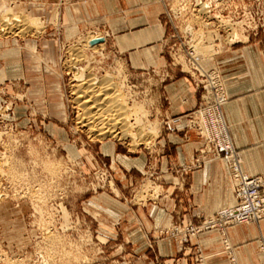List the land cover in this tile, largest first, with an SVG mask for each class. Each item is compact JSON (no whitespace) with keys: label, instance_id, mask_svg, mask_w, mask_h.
<instances>
[{"label":"rangeland","instance_id":"1","mask_svg":"<svg viewBox=\"0 0 264 264\" xmlns=\"http://www.w3.org/2000/svg\"><path fill=\"white\" fill-rule=\"evenodd\" d=\"M160 2L161 20L167 29L161 40L166 63L134 71L110 43L83 48L92 35L106 38L97 27L67 35L59 7L40 16L19 0H0V13L18 10L40 18L35 21L39 29L26 35L0 34V264H141L139 254L125 245L122 206L127 199L131 205L157 199L165 194V184L177 176V172H161L151 163L155 157L161 162L167 155L162 151L168 146L169 133L164 127L169 105L166 89L185 77L191 92L195 91L190 74L172 66L171 45L182 44L184 36L192 37L193 50L195 46L201 50L197 59L203 69L207 68L205 60L219 68L216 56L221 47L250 42L264 45V0ZM41 20L45 24L39 26L36 22ZM46 35L56 42L57 62L52 67L42 65V55L27 59L25 54L29 38L44 39ZM14 38L20 39L22 48H15ZM5 40L10 41L9 46H4ZM199 40L204 41L203 46ZM78 47L86 55L75 65ZM20 57L31 65L26 61L22 68ZM166 66L172 70L168 78L162 75ZM82 72L99 77L112 73L120 91L137 105L139 128L155 124L156 133L133 144L131 138L97 137L86 130L76 100V75ZM196 94L200 97L201 92ZM200 102L187 111V118ZM197 137L191 130L186 140ZM208 158L213 156L208 154ZM138 159L147 160V165L139 167ZM177 177L174 179L180 183ZM205 217L200 222L189 221L201 225ZM189 221L160 228L158 236L179 240L172 230ZM190 241L182 244L187 246ZM201 260V256L196 258V264Z\"/></svg>","mask_w":264,"mask_h":264},{"label":"crops","instance_id":"2","mask_svg":"<svg viewBox=\"0 0 264 264\" xmlns=\"http://www.w3.org/2000/svg\"><path fill=\"white\" fill-rule=\"evenodd\" d=\"M19 1L40 16H47L55 6L59 7L67 35L97 27L104 32L105 43L124 55L134 71L166 63L161 40L167 29L161 20L163 4L160 0ZM29 40L28 47L24 46L27 59L37 53L44 59L42 65L56 64L53 38L46 35L44 39ZM11 41L15 48H22L20 39ZM9 42L3 41L4 46H9ZM220 49L216 65L229 96L223 111L231 140L240 151L241 171L264 178V45L250 42ZM18 61L23 68L27 60L20 57ZM27 65H31L30 61ZM165 68V72H172L169 66ZM175 84L166 89L169 100L166 113L178 121V130L167 134L168 146L162 147L167 154L165 159L158 162L155 157L151 163L161 172L168 169L172 174L177 172L174 175L180 177L181 182L175 181L177 176H173V182L165 184V194L147 203L131 205L127 199L121 214L122 222L127 225L122 233L125 245L139 254L141 264H196L195 259L200 256L201 264H231L230 251L239 264H259L263 260L259 240L264 235V218L227 227L230 251L225 246L224 236L217 230L199 234L187 246L175 238L158 236L160 228L180 220L200 222L203 217L235 203L236 198L232 173L222 158L207 157L199 165L195 164L203 143L198 137L186 140L190 131H186L185 122L187 111L198 105L200 97L196 90L191 92L185 77ZM138 161L139 167L147 165V160Z\"/></svg>","mask_w":264,"mask_h":264},{"label":"built area","instance_id":"3","mask_svg":"<svg viewBox=\"0 0 264 264\" xmlns=\"http://www.w3.org/2000/svg\"><path fill=\"white\" fill-rule=\"evenodd\" d=\"M183 38L182 44L177 42L178 45L175 43L170 47L171 64L174 67H180L182 72L190 74L195 90L201 92L202 102L188 115L185 123L187 131H195L204 143L203 148L199 150V155L203 154V156L198 155L196 162L199 163L201 158L208 157V154H211L213 158L224 159L233 176L237 200L235 206L222 208L213 216L205 217L201 225L190 221L176 225L171 232L172 235H175L182 243H187L205 230L217 229L226 236V229L231 225L251 223L264 218V178L247 175L241 171L240 151L231 140L230 127L223 111L229 96L220 69H203L193 50V38L190 36ZM162 75L165 78L170 76V74L166 75V72ZM177 126L178 121L175 118L164 119V127L167 131H177ZM225 244L227 248V245L229 246L227 236ZM259 248L264 252V236L260 239ZM231 262L238 264L234 257L231 258ZM260 264H264V259Z\"/></svg>","mask_w":264,"mask_h":264},{"label":"bare ground","instance_id":"4","mask_svg":"<svg viewBox=\"0 0 264 264\" xmlns=\"http://www.w3.org/2000/svg\"><path fill=\"white\" fill-rule=\"evenodd\" d=\"M8 11H10V9H8ZM12 12L10 11V12H5V13H0V34L18 35L20 33L22 35L25 33H29V31H32L33 29H35V27L39 29L37 24H35L36 20H40L39 17L32 16L31 14H26L25 12H19L18 10L14 11L13 13ZM36 23H38L39 26L45 24L43 21L36 22ZM200 37H203V36H200ZM101 38H103L104 40L96 41L97 39H101ZM105 41H106V38L104 37L92 35L91 38L87 40L86 44L83 45L84 46L83 48L92 49V48H96L97 46H99V44L103 46V44H105L104 43ZM200 42L201 41L199 40V43ZM203 42L204 41L201 42L202 46H203ZM197 47L196 46L194 47L196 57L200 55V51H201V50L197 51L199 50V48ZM83 48L78 47L76 49V52H74L76 53V55H74L75 59L73 58L74 60V63L72 62L73 64L76 65L78 61L81 59L80 57L86 55V53H84L85 51ZM201 57L203 56L201 55ZM204 64H206L207 68L208 67L212 68L211 63H209L208 60L207 61L205 60ZM111 74L112 73H108L102 77H99L98 75L93 74V73L91 75L89 73L84 74L82 72L80 75H76V77L78 78V79L76 78V80H78V87H79L78 89L79 94L76 100L82 111L81 117H80V123L82 124L83 127L86 128V130H88L89 132H91L93 135L97 137H107L110 135L113 137H121L123 139L131 138L132 141L134 142L133 144H136L138 140L141 141V140L147 139L146 136L148 134L156 133L157 131L156 125L153 123L154 126L152 127L151 123H149V125H146V127L144 126L145 128L143 127L139 128L138 121L136 120V118H138V114H137L138 110L136 107L137 106L136 103L134 102L133 98H131L130 96L127 97L125 94H123L120 91L118 83L115 81L114 76H112ZM141 124L143 123H140V126ZM146 129L149 131L146 132ZM202 156L203 154H200V157ZM200 162H203V161L201 160ZM199 163L196 162L195 164L198 165ZM54 168L56 169V167ZM235 196H236V193H235ZM236 202L237 200L235 201V203ZM232 206H235V205H231L228 207H232ZM262 253H263V259H264V252L262 251Z\"/></svg>","mask_w":264,"mask_h":264},{"label":"water","instance_id":"5","mask_svg":"<svg viewBox=\"0 0 264 264\" xmlns=\"http://www.w3.org/2000/svg\"><path fill=\"white\" fill-rule=\"evenodd\" d=\"M104 39L103 38H101V39H97L96 41H103Z\"/></svg>","mask_w":264,"mask_h":264}]
</instances>
